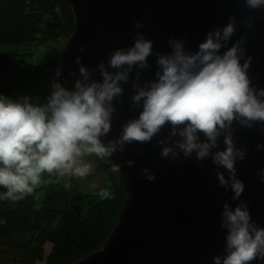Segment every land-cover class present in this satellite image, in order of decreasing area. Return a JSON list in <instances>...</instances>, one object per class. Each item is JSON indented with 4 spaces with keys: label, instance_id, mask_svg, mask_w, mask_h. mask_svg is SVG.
Listing matches in <instances>:
<instances>
[{
    "label": "clouds",
    "instance_id": "obj_1",
    "mask_svg": "<svg viewBox=\"0 0 264 264\" xmlns=\"http://www.w3.org/2000/svg\"><path fill=\"white\" fill-rule=\"evenodd\" d=\"M246 16L228 17L222 26L208 30L195 50L185 37H168L166 52L154 50V40L139 29L135 20L133 43L109 52L107 61L89 67L76 57L78 72L71 70V86L54 79L46 102L29 96L12 99L0 93V201L13 203L32 195L46 181L87 179L97 161L113 160L127 145L156 142L161 159L194 158L204 167L210 160L217 181L231 201H224L220 227L225 229L223 253L213 264H264V226L253 220L249 203L242 200L245 183L237 163L247 154L237 146L236 126L264 131V87L253 84L246 54L247 37L235 41L237 23L253 27L254 14L264 12V0H243ZM223 49V50H222ZM84 51V45L80 46ZM155 57V68L150 57ZM145 72L151 73L145 77ZM56 77L61 76L59 69ZM131 83L129 107L138 112L122 124L119 135L109 138L113 115L124 103V85ZM167 134L160 136L163 131ZM223 144V147H221ZM264 151V142L256 144ZM140 148L137 155L143 154ZM133 159L126 164L132 166ZM223 169V170H221ZM113 173H121L114 163ZM148 181L156 179L150 167L142 169ZM264 183V167L256 170ZM70 185L64 183V187ZM111 185L90 188L100 199H110Z\"/></svg>",
    "mask_w": 264,
    "mask_h": 264
},
{
    "label": "water",
    "instance_id": "obj_2",
    "mask_svg": "<svg viewBox=\"0 0 264 264\" xmlns=\"http://www.w3.org/2000/svg\"><path fill=\"white\" fill-rule=\"evenodd\" d=\"M63 1L73 12L74 29L56 56L70 72V85L71 70L78 72L76 57L89 67L106 62L110 51L133 43L135 20L144 22L139 31L154 40V50L166 52L169 36L185 37L187 48L195 50L208 30L222 26L232 14L239 20L249 13L243 0ZM254 15L251 28L237 23L232 40L247 37L246 54L253 58L249 76L253 84L264 87V12ZM149 60L154 69L155 57ZM150 75L145 72V77ZM124 88L125 100L113 115L109 138L119 135L122 124L138 114L129 107L131 83ZM166 134L165 130L160 136ZM234 135L237 146L246 145L249 150L236 165L246 185L241 199L248 201L253 220L264 226V183L256 176V170L264 167V151L256 149L257 143L264 142V131L236 126ZM158 138L127 145L124 153L107 161L111 166L121 164V173L115 175L126 198L119 207L118 222L102 246L73 264H213V257L223 253L222 203L228 201L234 207L237 201H231V191L219 185L210 160L202 167L194 158L161 159ZM140 148L143 154L137 155ZM128 159L135 163L128 166ZM144 167L151 168L155 180L143 177Z\"/></svg>",
    "mask_w": 264,
    "mask_h": 264
},
{
    "label": "trees",
    "instance_id": "obj_3",
    "mask_svg": "<svg viewBox=\"0 0 264 264\" xmlns=\"http://www.w3.org/2000/svg\"><path fill=\"white\" fill-rule=\"evenodd\" d=\"M73 29V12L63 0H0V93L14 99L10 83L18 72L29 76L35 87L50 81L51 70L59 69L61 78L69 77L70 72L59 64L56 55L36 62L26 57L33 55L30 46L60 42ZM31 94L33 91L27 95L36 102ZM97 162L106 174L100 186L111 185L110 199L102 200L79 184L72 189L55 180L41 185L46 191L42 199L39 187L27 196V202L26 198L19 201L17 208L0 210V251L2 238L16 233L32 234L23 264H73L101 247L118 222L126 192L111 171V163ZM46 242L52 245L47 255Z\"/></svg>",
    "mask_w": 264,
    "mask_h": 264
},
{
    "label": "rangeland",
    "instance_id": "obj_4",
    "mask_svg": "<svg viewBox=\"0 0 264 264\" xmlns=\"http://www.w3.org/2000/svg\"><path fill=\"white\" fill-rule=\"evenodd\" d=\"M65 39H62L60 42L56 41H50L46 44H41V43H36L32 46H30L29 51L32 52L33 55L31 57H26V60L28 61H40L43 59H46L51 57L52 55H57L59 52V49L62 47V43L64 42ZM52 73L50 81H42L39 84L34 86V81L27 75L18 72L14 80L11 81V90H13V96L14 99L18 97H23V96H28V92H32L33 95L36 98V102L38 103H43L46 102L43 97H47L50 95L52 89H51V83L54 79H58L60 82L67 84L68 86L70 85L71 79L70 77L67 78H61V77H56L54 71H50ZM1 75H7V74H1ZM5 77V76H3ZM46 92H49V94H46ZM27 93V94H26ZM46 94V95H45ZM45 95V96H43ZM45 97V98H46ZM106 177V174L102 171L100 165L97 162V167L96 171L87 179L80 180L77 178H71L64 183L69 184V189H72L74 185L79 184L81 189H91L90 185L92 183H96L99 185H102L104 179ZM45 184L54 181V178L49 181V178L47 177V174H45ZM76 183V184H75ZM3 191V189H1ZM45 188L40 187L39 189V196L40 199H42L45 196ZM29 200V199H28ZM26 197V202L28 201ZM19 205V202H11V201H0V210H8V209H15ZM2 207V208H1ZM31 233H16L12 234L7 238H2V249L0 251V258L1 262L0 264H23L22 262L28 257L26 253V245L27 243L31 240ZM51 243L46 242L45 243V254H49L51 251ZM41 264V263H40Z\"/></svg>",
    "mask_w": 264,
    "mask_h": 264
}]
</instances>
